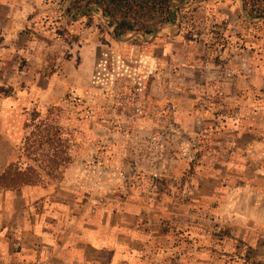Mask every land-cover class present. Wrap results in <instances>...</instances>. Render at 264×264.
<instances>
[{"label": "rangeland", "instance_id": "1", "mask_svg": "<svg viewBox=\"0 0 264 264\" xmlns=\"http://www.w3.org/2000/svg\"><path fill=\"white\" fill-rule=\"evenodd\" d=\"M68 1L8 0L12 23L0 27L1 85L38 90L11 159L36 168L20 151L33 139L24 128L51 108L68 141L75 187L59 192L42 174L57 195L58 237L140 215L143 231L167 233L187 258L196 240L204 264H264L233 234L249 230L237 215H261L264 22L248 21L238 0H189L178 26L116 39L100 12L67 14ZM1 85L0 100L12 96Z\"/></svg>", "mask_w": 264, "mask_h": 264}, {"label": "crops", "instance_id": "2", "mask_svg": "<svg viewBox=\"0 0 264 264\" xmlns=\"http://www.w3.org/2000/svg\"><path fill=\"white\" fill-rule=\"evenodd\" d=\"M11 23L12 6L8 0H0V27L4 30ZM6 42L7 37L4 36L0 46ZM1 86L11 90L12 96L0 100V174L11 161L14 147L12 135L21 126V111L38 95L37 85L35 89L24 92H20L22 87L18 89L17 85L14 87L10 83ZM18 113L20 119L17 118ZM252 149L255 150V146ZM262 173L264 176V170ZM71 175L74 176L73 168L65 169L58 183L59 192L75 187L69 181ZM55 198V191L46 186L0 191V264H204L197 257L202 255L197 249L199 242L193 241V257L187 258L181 251V243L170 246L167 233L154 231L148 234L143 231V216L140 215L127 214L135 222L132 225L120 222L115 227L100 224L92 228L90 221L79 222L78 230L71 231L65 240H61L58 237L60 232L55 231L50 223L58 222ZM258 206L261 215L236 217L235 222L245 223L243 226L249 230H235L233 233L239 240L249 243L256 254L264 253V232L260 229L264 223V188L254 205ZM26 217H30L31 222ZM255 239H259V245L254 242Z\"/></svg>", "mask_w": 264, "mask_h": 264}, {"label": "trees", "instance_id": "3", "mask_svg": "<svg viewBox=\"0 0 264 264\" xmlns=\"http://www.w3.org/2000/svg\"><path fill=\"white\" fill-rule=\"evenodd\" d=\"M189 0H73L67 14L74 12L86 14L90 12H102V16L110 21L114 27V36L123 38L138 33L143 36L151 35L157 28L150 25L178 26L181 23V7ZM241 4L245 18L252 21L264 22V0H238ZM53 108L46 112L45 117L38 122L30 119L25 125V131L29 130L32 141L23 139L22 153H29L28 159L32 166L22 167L15 161H11L0 174V191H19L24 187H39L43 182L42 174L46 177L61 181L64 170L71 165L68 153V141L66 134L58 123L51 119ZM34 118L40 119L39 114L33 113ZM46 147L47 153H36ZM27 152V153H26ZM43 158L40 165L35 155ZM46 165H45V163Z\"/></svg>", "mask_w": 264, "mask_h": 264}, {"label": "water", "instance_id": "4", "mask_svg": "<svg viewBox=\"0 0 264 264\" xmlns=\"http://www.w3.org/2000/svg\"><path fill=\"white\" fill-rule=\"evenodd\" d=\"M71 2H72V0H69V1H68V4H70ZM99 12H100V14H101V16H102V12H101V11H99ZM242 12H243V11H242ZM243 13H244V12H243ZM102 17H103V16H102ZM107 21L110 22L108 19H107ZM168 26H170V25H168ZM112 34H113V33H112ZM113 36H114V34H113ZM114 37H115V36H114ZM115 38H116V37H115ZM116 39H118V38H116Z\"/></svg>", "mask_w": 264, "mask_h": 264}]
</instances>
